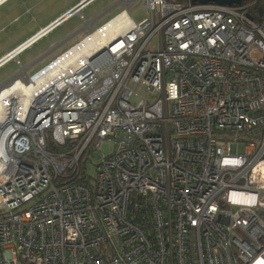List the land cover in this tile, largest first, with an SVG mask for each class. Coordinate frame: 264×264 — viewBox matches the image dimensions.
Here are the masks:
<instances>
[{
  "label": "built area",
  "instance_id": "2783aa9c",
  "mask_svg": "<svg viewBox=\"0 0 264 264\" xmlns=\"http://www.w3.org/2000/svg\"><path fill=\"white\" fill-rule=\"evenodd\" d=\"M142 1L1 91L0 264H264V3ZM85 152L94 188L68 180Z\"/></svg>",
  "mask_w": 264,
  "mask_h": 264
},
{
  "label": "crops",
  "instance_id": "0c3cea01",
  "mask_svg": "<svg viewBox=\"0 0 264 264\" xmlns=\"http://www.w3.org/2000/svg\"><path fill=\"white\" fill-rule=\"evenodd\" d=\"M83 1H85V0H74V1H70V0H7L0 5V10H2V12L0 13V31L3 30L4 23L6 21L13 22V21H16L17 19H19L20 17L21 18L25 17L26 22H32L33 23V28L26 35H24L23 38H26V39L31 38L34 35H36L37 33H39L42 29L50 26L56 20H59L67 12H69L74 7H77V5H79ZM99 1H101L100 4L98 3ZM130 1L131 0H88L86 3H84V6L81 8V10L79 9L76 13L72 14L71 16L66 18L64 21L59 23L58 26H55L54 28L49 30L46 34H44L42 37H40L38 40H36V42H34L29 48L19 52L17 54V59H14L12 61H15L16 64L19 66V68H21V66L18 63H21V65H23V66H25V65L29 66L32 64L35 65L36 63H39V62H44L49 57H51L55 52H57L62 46H64L69 41L73 40L75 38V36H73V33L75 31H79L80 33L85 32V31H91V24H92V26L93 25L95 26L98 21L105 19L112 11H114L116 9L120 8L121 10L118 13H116L113 17L109 18L104 23H108V22L116 19L117 17L121 16L125 12L129 16H131L133 19L132 14L135 12L138 13L141 9L143 10L145 8V6H142L141 8H140V6L135 8L136 5L137 4L139 5L140 1H142V0H133L132 4L128 5V3ZM15 2H17V6L24 7V11H23L24 13L21 15H16V17H14V15H15L14 11L9 9V7H8V5L15 3ZM96 2L98 3V5H95L94 7H92L91 5L96 3ZM58 5L65 7L64 10L56 8L55 12H54L55 16L52 19H49L48 17L45 16L47 6L57 7ZM131 9H133V10L131 11ZM146 15H147V12H146ZM89 17H92V18H89ZM93 17H94V19H93ZM70 21H72V22L68 23ZM35 23H37V25H38L37 29L35 28V25H34ZM65 24H67V26L64 28V35L62 37H57V38L51 40V42L47 46L43 47L38 52V54H36L35 59L33 57L32 59L27 61L26 64L22 63L20 56L23 53H25L28 49L34 47L35 45H37L41 42H44L45 39L51 33H53L59 27L64 26ZM72 27H76V28L74 29ZM71 31L73 33L69 34ZM21 43H23V41ZM51 43H56L57 47L51 49ZM19 45L11 48L8 51H4V46L2 45L0 47V53H1L0 61L2 59H4V57L7 54H9L14 49H16ZM41 53H46V54L39 61V57H40ZM9 62H11V61H7L6 64H8ZM6 64L4 63V65L0 66V68L4 67ZM9 77H11V74H8V72H1L0 73V84L7 82L10 79Z\"/></svg>",
  "mask_w": 264,
  "mask_h": 264
},
{
  "label": "rangeland",
  "instance_id": "374dc122",
  "mask_svg": "<svg viewBox=\"0 0 264 264\" xmlns=\"http://www.w3.org/2000/svg\"><path fill=\"white\" fill-rule=\"evenodd\" d=\"M70 1H74V0H70ZM99 4L101 3V1L98 2ZM98 3H94L91 6L94 7L95 5H98ZM90 6V7H91ZM140 8L143 6V2L140 1V4L136 5L135 8L139 7ZM9 9L14 11V17H16V15H21L24 12V7H19L17 6V2L12 3L10 5H8ZM59 8L61 10H64L65 7L63 6H47L46 7V13L45 16L48 17L49 19H52L55 15V9ZM251 9H253V6L251 7ZM121 9H116L114 11H112L105 19H102L100 21H98L95 25V27H100L104 22H106L109 18L113 17L116 13H118ZM133 9H131L132 11ZM2 12V10H0V13ZM146 8H144L143 10L141 9L138 13H133V19L136 22H140L143 19H145L147 17L146 15ZM13 17V18H14ZM88 18V17H87ZM92 18V17H89ZM94 18V17H93ZM73 21V20H72ZM72 21L68 22L71 23ZM67 23V24H68ZM67 24H65L62 27H59L58 29H56L53 33H51L44 42H41L37 45H35L34 47L28 49L25 53H23L20 56V59L22 61L23 64H26L27 61H29L30 59H32L36 54H38V52L45 46H47L51 40L57 38V37H62L64 35V28L67 26ZM35 28H38L37 23L34 24ZM58 26V25H56ZM33 28V23L32 22H26L25 17L24 18H19L16 21L10 22V21H6L4 23V28L2 31H0V47L3 45L4 46V51H8L11 48L19 45L16 49H14L11 53L7 54L5 57L11 55L15 50L21 48L22 47H27L30 44V38H23L24 35H26L30 30H32ZM72 28H76V27H72ZM73 33L72 31L69 33L71 34ZM90 33V31H85L82 33H79L77 36H75V38L71 41H69L68 43H66L64 46H62L57 52H55L51 57H49L47 60H45L44 62H39L36 63L32 68H30L28 70V75L31 76L33 74H35L37 71H39L44 65H46L47 63H49L52 59H54L55 57H57L58 55H60L63 51H65L66 49H69L71 46H73L74 44H76L77 42H79L81 39H83L86 35H88ZM35 36V35H34ZM25 40V41H24ZM85 40V39H84ZM83 40V41H84ZM23 41V43H21ZM82 41V42H83ZM81 42V43H82ZM158 49V39L157 37H154V39L150 42V44L146 47V52L147 51H155ZM1 55V53H0ZM4 57V58H5ZM6 64V63H5ZM26 66V65H25ZM20 70L19 66L16 64L15 61H11L8 64H6L4 67L0 68V73L1 72H8V74H11L12 76L15 75L16 73H18V71ZM11 76V77H12ZM9 77V78H11ZM133 101L138 100L137 96H133L132 97ZM86 152L84 153V157H85ZM92 168V172L95 175L97 174V169L96 166H91Z\"/></svg>",
  "mask_w": 264,
  "mask_h": 264
},
{
  "label": "bare ground",
  "instance_id": "6f19581e",
  "mask_svg": "<svg viewBox=\"0 0 264 264\" xmlns=\"http://www.w3.org/2000/svg\"><path fill=\"white\" fill-rule=\"evenodd\" d=\"M132 21L130 19L127 20H120V18H116L107 24L100 27L98 30H95L92 28L91 24V35L86 38L82 43L80 42L76 46H74L69 52L66 53V56H62L58 59L59 63H62L68 58L71 57H78V60H88V56L93 53V49L96 48V44L94 43L95 40H100L101 47H105V45L110 46L111 43L106 44L107 39L109 37H115L117 39H120V36H122L125 31L132 25ZM79 33V31L77 32ZM59 72H57L56 69H51L47 71L42 77V81H50L52 79H55ZM23 91H27L26 87L22 88ZM30 91V90H29ZM7 92H4L3 95H5ZM2 97H0L1 101ZM0 109H3L0 107ZM0 110V114H1Z\"/></svg>",
  "mask_w": 264,
  "mask_h": 264
},
{
  "label": "trees",
  "instance_id": "16d2710c",
  "mask_svg": "<svg viewBox=\"0 0 264 264\" xmlns=\"http://www.w3.org/2000/svg\"><path fill=\"white\" fill-rule=\"evenodd\" d=\"M171 3H175V4H179V5H184V4H188L190 3V0H168ZM264 3V0H243V4L249 5L252 4L253 5V9H252V14L255 16V18L257 20L260 19V7H262ZM48 150L51 152H55V153H64L63 151L66 149L68 150L69 148V144L66 147L63 146H57L56 144H54V142L52 141V139H48ZM93 153V151H92ZM94 157V154H93ZM90 154L86 153L85 157L83 158L82 162H81V168H80V173L77 175V173H75L72 176H68V180L70 182H80L81 184L87 186V187H92L94 188V180L96 175L92 172V168L90 167ZM93 161V160H92ZM77 175V176H76Z\"/></svg>",
  "mask_w": 264,
  "mask_h": 264
},
{
  "label": "clouds",
  "instance_id": "9594fccd",
  "mask_svg": "<svg viewBox=\"0 0 264 264\" xmlns=\"http://www.w3.org/2000/svg\"><path fill=\"white\" fill-rule=\"evenodd\" d=\"M7 1V0H6ZM5 2V1H4ZM94 19V18H93ZM57 21V20H56ZM56 21L51 24L50 26L42 29L39 33H37L35 36L31 37L30 39H33L35 37H42L44 34H46L49 30H51L52 28H54L56 25H58L59 23L56 24ZM56 24V25H55ZM107 23H104L103 25H105ZM55 25V26H53ZM103 25H101L100 27H102ZM53 26V27H52ZM100 27H95L94 25L92 26L93 29L98 30ZM78 31H75L73 33V36L78 35L79 33H77ZM91 35V32L86 35L83 39H81L79 42H77L76 44H74L73 46H71L69 49H67L66 51H64L63 53H61L60 55H58L55 59H53L50 63H48L47 65H45L43 68H41L39 71H37L30 79L29 81H32L33 79H37V78H41L47 71L51 70V68L58 62V59L62 56H64L67 52H69L74 46H76L77 44H79L80 42H82L84 39L86 40V38H88ZM39 38H37L36 40H38ZM36 40H34L32 43L29 44V46L24 47L21 51L29 48L34 42H36ZM22 47V45H21ZM57 44L56 43H51V49L56 48ZM20 51V52H21ZM11 53V52H10ZM19 53V52H18ZM17 53V54H18ZM17 54L14 57H10V59L8 61H12L14 59H17ZM46 53H41L40 57H39V61L44 57ZM12 55V54H11ZM4 65V64H3ZM2 66V65H1ZM8 85L4 86L3 89H5Z\"/></svg>",
  "mask_w": 264,
  "mask_h": 264
},
{
  "label": "water",
  "instance_id": "95a60500",
  "mask_svg": "<svg viewBox=\"0 0 264 264\" xmlns=\"http://www.w3.org/2000/svg\"><path fill=\"white\" fill-rule=\"evenodd\" d=\"M88 0L83 1L82 3H80L79 5H77V7H74L73 9H71L69 12H67L63 17H61L59 20L56 21L57 23H61L62 21H64L66 18H68L69 16H71L72 14L76 13L79 9L81 10V8L84 6V3H86ZM191 3L195 4V3H200V4H207V3H216V4H224V5H228V6H232V5H241L243 3V0H190ZM262 9H260V13H261ZM24 47H21L20 50L17 49L12 53V57H14L18 52H20ZM10 59V56L5 57L4 59H2L0 61V66L3 65L4 63H6L8 60Z\"/></svg>",
  "mask_w": 264,
  "mask_h": 264
},
{
  "label": "flooded vegetation",
  "instance_id": "af4514ba",
  "mask_svg": "<svg viewBox=\"0 0 264 264\" xmlns=\"http://www.w3.org/2000/svg\"><path fill=\"white\" fill-rule=\"evenodd\" d=\"M143 6H144V3H143ZM18 64L21 66L20 70L15 75H13V76L11 75L12 77L7 82L0 84V93L3 90V87L6 86L7 84L11 83V81H15L18 79L29 80L34 75V74L31 76L28 75V70L30 68H32L34 64L29 65V66H23V65H21V63H18ZM262 131H264V128L262 129ZM257 141H260L259 136L257 137ZM106 150L107 149L102 148L101 150H97V152H94V161L98 162L97 160L99 159L101 154ZM96 169H97V167H96ZM134 214H135L136 219L139 221L140 211H136ZM195 238H196V235L192 234V239L195 240Z\"/></svg>",
  "mask_w": 264,
  "mask_h": 264
}]
</instances>
